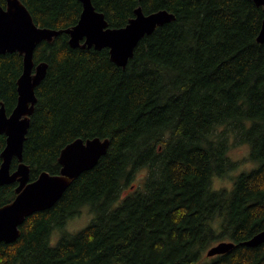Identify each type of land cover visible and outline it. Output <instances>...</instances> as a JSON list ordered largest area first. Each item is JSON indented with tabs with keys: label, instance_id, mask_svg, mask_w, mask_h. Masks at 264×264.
I'll return each mask as SVG.
<instances>
[{
	"label": "trees",
	"instance_id": "obj_1",
	"mask_svg": "<svg viewBox=\"0 0 264 264\" xmlns=\"http://www.w3.org/2000/svg\"><path fill=\"white\" fill-rule=\"evenodd\" d=\"M20 2L35 25L53 30L72 28L82 11L78 0ZM91 3L109 28L126 26L137 7L146 15L166 10L175 19L144 36L125 68L110 60L108 49L70 47L66 34L35 48L34 64L48 68L35 89L23 143L30 181L42 172L58 174L61 150L77 139H106L109 146L53 207L26 218L15 242L0 244V259L232 264L239 257L264 264V243L241 245L264 230V43L257 42L264 6L252 0ZM0 5L5 8L4 0ZM22 68L18 53L0 55V104L8 115ZM217 127L223 131L215 134ZM240 144L250 146V158L260 167L241 174L230 188L210 191L211 176L223 178L239 165L227 154ZM4 146L0 135V153ZM18 164L13 158L11 172ZM137 179L142 184L124 194ZM16 187H0V207L14 200ZM85 209L91 221L69 235L64 227ZM54 228L60 236L53 245ZM221 242L234 247L207 258L205 251Z\"/></svg>",
	"mask_w": 264,
	"mask_h": 264
},
{
	"label": "water",
	"instance_id": "obj_2",
	"mask_svg": "<svg viewBox=\"0 0 264 264\" xmlns=\"http://www.w3.org/2000/svg\"><path fill=\"white\" fill-rule=\"evenodd\" d=\"M82 5L79 20L66 30H53L35 25L33 19L20 0H5V8L0 5V55L18 53L23 58L22 74L17 80V100L11 114H7L0 104V135L5 137V146L0 153V187L17 182L14 200L0 207V244L15 242L19 227L32 214L50 209L61 198L66 189L83 172L92 169L105 155L109 141L99 138L77 139L66 145L60 152L58 174L42 172L30 181V169L23 163V143L30 125V117L36 104L35 89L44 79L48 65L34 64L33 54L41 42L66 34L72 48L108 49L110 60L118 67L125 68L139 41L150 35L157 27L170 23L175 16L160 10L144 14L140 7L126 26L109 28L104 15L97 12L91 0H78ZM257 6H264V0H252ZM257 42L264 43V20L257 36ZM19 162L11 172L12 159ZM264 243V230L250 240L241 243L255 247ZM234 247L231 242H221L206 251L207 257L228 252Z\"/></svg>",
	"mask_w": 264,
	"mask_h": 264
},
{
	"label": "rangeland",
	"instance_id": "obj_3",
	"mask_svg": "<svg viewBox=\"0 0 264 264\" xmlns=\"http://www.w3.org/2000/svg\"><path fill=\"white\" fill-rule=\"evenodd\" d=\"M245 144H240L238 146H234L231 149H229L228 151V155L227 157L230 159V161L236 163V161L239 162V165L234 168L232 171L230 172H238V174L235 176V178L232 177H228V179L232 180V184L234 183V181L243 173H248L251 170H241L243 169V166L245 164H247V162L249 160H251L250 158V151L245 154L242 150L243 146ZM248 145V144H247ZM143 174H140L138 177H140L141 180V176ZM226 177V176H225ZM225 177L220 178L221 180H224ZM139 179L136 180V182H134L133 186H131L129 189H127L126 191H124V194H127L129 192H131L132 190H134L136 188V186L139 184L138 182L140 181ZM142 184V182L140 181V185ZM140 185L138 187H140ZM232 187V185H231ZM219 188H228V187H219ZM217 188V189H219ZM216 189V190H217ZM123 196L126 195H122L121 199L123 198ZM92 215L88 210H82V212L79 214L78 217L71 219L68 221L67 225L64 227V230L66 229L67 233L69 235H75L76 233H78L79 231H81L83 228H85L89 222L91 221ZM60 232V231H58ZM60 234L58 233V239H59ZM57 239V240H58ZM56 240V241H57ZM216 245V244H215ZM206 256V255H205ZM207 257V256H206ZM208 258V257H207Z\"/></svg>",
	"mask_w": 264,
	"mask_h": 264
},
{
	"label": "clouds",
	"instance_id": "obj_4",
	"mask_svg": "<svg viewBox=\"0 0 264 264\" xmlns=\"http://www.w3.org/2000/svg\"><path fill=\"white\" fill-rule=\"evenodd\" d=\"M242 123L244 124L245 128L250 127V125H251V121H248V120H244V121H242ZM221 131H223V128L222 127H217L215 134H218ZM215 134L210 135L209 139H214L215 138ZM242 150H243V152L245 154H247L250 151V146L245 144L243 146ZM258 167H260V162L259 161L249 160L247 162V164H245L243 166V169H241V170H253V169H257ZM143 174L147 175V169L143 170ZM237 174H238V172H229L224 180H221V179L215 177L214 175L211 176L209 178V185H210L209 186V190L210 191H215L217 188L222 187V186L230 188L231 185H232V180L228 179V177L235 178V176ZM259 188H260V190H264V183L260 184ZM57 239H58V231L54 228L52 233H51L50 242L54 245ZM0 264H4L3 259H0ZM232 264H247V261L246 260H242L239 257H233Z\"/></svg>",
	"mask_w": 264,
	"mask_h": 264
},
{
	"label": "bare ground",
	"instance_id": "obj_5",
	"mask_svg": "<svg viewBox=\"0 0 264 264\" xmlns=\"http://www.w3.org/2000/svg\"><path fill=\"white\" fill-rule=\"evenodd\" d=\"M93 5V4H92ZM82 49V48H81ZM106 154V153H105ZM203 154V153H202ZM228 155V154H227ZM254 157V156H253ZM25 164V163H24ZM53 175V174H52ZM259 233V232H258ZM232 242V241H231ZM206 252V251H205ZM205 252L203 254H205Z\"/></svg>",
	"mask_w": 264,
	"mask_h": 264
},
{
	"label": "flooded vegetation",
	"instance_id": "obj_6",
	"mask_svg": "<svg viewBox=\"0 0 264 264\" xmlns=\"http://www.w3.org/2000/svg\"><path fill=\"white\" fill-rule=\"evenodd\" d=\"M4 3H5V0H4ZM14 183H16V185H17V182H14Z\"/></svg>",
	"mask_w": 264,
	"mask_h": 264
}]
</instances>
